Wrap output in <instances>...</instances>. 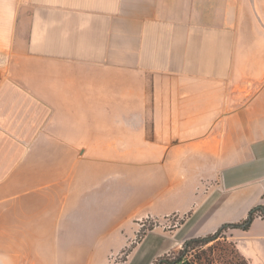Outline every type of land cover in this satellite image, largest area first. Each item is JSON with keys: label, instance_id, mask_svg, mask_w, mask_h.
Segmentation results:
<instances>
[{"label": "crops", "instance_id": "obj_1", "mask_svg": "<svg viewBox=\"0 0 264 264\" xmlns=\"http://www.w3.org/2000/svg\"><path fill=\"white\" fill-rule=\"evenodd\" d=\"M0 51V264L63 221L102 253L187 214L127 263L153 264L264 205V0H0ZM229 230L264 264L263 217Z\"/></svg>", "mask_w": 264, "mask_h": 264}, {"label": "rangeland", "instance_id": "obj_2", "mask_svg": "<svg viewBox=\"0 0 264 264\" xmlns=\"http://www.w3.org/2000/svg\"><path fill=\"white\" fill-rule=\"evenodd\" d=\"M3 53L5 54V52L0 51V59L5 60L6 56ZM118 84L119 82L110 83L112 91L117 94ZM82 85L84 87L76 90V99L68 101V106L75 112V119L85 122L86 120H83L85 117L81 113L93 103L92 99L86 97V92L90 93L92 89L99 86V83L94 78V81L91 80V82ZM111 106L119 107L120 99H113ZM186 215L178 213L162 218L145 215L135 224L134 232L130 228L125 231V234H127L125 240L126 238L127 240L130 238V240L121 244L120 241L113 242L111 244L113 248L111 250L105 249L102 253L100 252V247L92 245L91 242L76 243L71 240L68 242L64 241L66 228L64 227L65 221H63L62 224L58 223L56 226L48 227L49 236L47 242L26 244L27 247L33 246L35 252L31 254V259L16 260V264H78L79 261L83 264L81 259L87 258L90 254L91 258L88 259L86 264H127L138 243L150 230H164L165 228V231L172 232L175 230L174 224H180ZM229 231L227 229V232ZM224 236L225 238L221 237L205 246L189 249L184 258L185 262H188V264H246L245 259L239 254L234 243L227 238V233H224ZM183 249L184 244L172 249L164 256L175 259ZM155 263L158 264V262Z\"/></svg>", "mask_w": 264, "mask_h": 264}, {"label": "trees", "instance_id": "obj_3", "mask_svg": "<svg viewBox=\"0 0 264 264\" xmlns=\"http://www.w3.org/2000/svg\"><path fill=\"white\" fill-rule=\"evenodd\" d=\"M257 216H261L264 218V205H260V206L253 208L250 211L249 216L245 221H241V222L233 223V224H225L214 233L208 234L206 236L192 238V239L185 241L184 249L180 252L177 258L173 259V258L166 257L163 255L160 258L156 259L153 264H156L155 262H158V264H188V262L184 261V258H185L186 252L189 249L195 248L197 246H205L213 241L218 240L221 237L225 238L224 233L227 232V229L242 228L244 230H247V228L249 227L250 221Z\"/></svg>", "mask_w": 264, "mask_h": 264}, {"label": "built area", "instance_id": "obj_4", "mask_svg": "<svg viewBox=\"0 0 264 264\" xmlns=\"http://www.w3.org/2000/svg\"><path fill=\"white\" fill-rule=\"evenodd\" d=\"M178 225H179L178 223H175V224H174L175 227L178 226ZM184 261H185V259H184ZM184 261H183V262H184Z\"/></svg>", "mask_w": 264, "mask_h": 264}]
</instances>
